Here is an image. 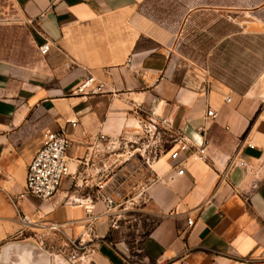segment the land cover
<instances>
[{"label":"crops","instance_id":"crops-1","mask_svg":"<svg viewBox=\"0 0 264 264\" xmlns=\"http://www.w3.org/2000/svg\"><path fill=\"white\" fill-rule=\"evenodd\" d=\"M149 1L12 0L35 52L0 58V264H52L68 239L90 264H264V76L244 89L212 77ZM89 74L105 94H74ZM145 124L174 136L148 167L125 148ZM60 129L70 174L50 199L21 197L44 133ZM180 137L205 159H172ZM132 186L135 209H108Z\"/></svg>","mask_w":264,"mask_h":264},{"label":"rangeland","instance_id":"rangeland-1","mask_svg":"<svg viewBox=\"0 0 264 264\" xmlns=\"http://www.w3.org/2000/svg\"><path fill=\"white\" fill-rule=\"evenodd\" d=\"M159 3L163 9L158 12L162 24L177 35V52L209 71L212 77L244 89L264 76V28L259 29L264 25V0H159ZM13 26H19V23L12 0H0V40L3 34L6 37L10 32L1 29ZM19 40L20 35L17 36ZM2 46L7 49L5 44ZM24 51L30 52L27 45ZM9 52L3 50L0 55L12 57ZM149 127L142 126L138 138L129 140L133 147H125L132 151L126 155L128 158L137 164L144 159L146 167L151 164H147V159L154 155L155 148L160 156V151L174 141L172 133ZM136 149L138 152L134 154ZM144 151H150V154L146 155ZM150 181L149 178L148 183ZM136 196L134 186L126 188L116 208L135 209L136 204L131 203ZM67 243V252L62 241L59 248L49 247L52 264H90L91 249L87 245H83V250H77L69 239ZM54 250L58 255H54Z\"/></svg>","mask_w":264,"mask_h":264},{"label":"built area","instance_id":"built-area-1","mask_svg":"<svg viewBox=\"0 0 264 264\" xmlns=\"http://www.w3.org/2000/svg\"><path fill=\"white\" fill-rule=\"evenodd\" d=\"M50 48L51 45L49 43H45L39 47V51L42 55H46L50 52ZM107 90L106 83L89 74L79 83L76 90L74 91V94L84 97H93L105 94ZM225 101L226 103H230L231 98L227 97ZM207 116L215 118L216 113L212 110H209ZM69 123L73 126L76 125V121L74 120L70 121ZM161 123L165 124L166 121L163 120ZM149 126L151 129V125ZM101 138H103V136ZM177 144L179 147L178 150L171 155L172 159L177 160L181 153L186 154L187 158H193L194 160H203L206 157V145L192 143L189 139L184 137H180L177 140ZM69 146L70 140L63 129H60L59 131L46 130L44 133L43 145L29 164L25 183V191L21 197L30 195L44 201L52 198L58 193L63 180L70 174L69 158L67 156ZM193 148L195 149L194 151ZM155 159V156H149L147 159V164L153 163ZM240 165L243 164L241 163ZM177 175H184V169L179 170ZM102 188L103 185L100 183L99 190H102ZM10 200L12 203H14V199L10 198ZM104 200L108 209L116 207V203L113 199L105 198ZM79 205L82 206L81 203ZM85 208L89 211V207L85 206ZM97 218V216H92L90 223L95 221ZM24 220L26 221V219ZM187 223L189 226L193 225V221L191 219H188ZM114 225H116V223H114ZM69 241L75 246V249L77 250H83L85 248L76 244L75 241Z\"/></svg>","mask_w":264,"mask_h":264},{"label":"trees","instance_id":"trees-1","mask_svg":"<svg viewBox=\"0 0 264 264\" xmlns=\"http://www.w3.org/2000/svg\"><path fill=\"white\" fill-rule=\"evenodd\" d=\"M149 4H151V7L149 9V11L146 12V14L148 16H151V18H153L155 21L161 22L162 20L160 18V14L162 12L163 9H161V3H159V0H150ZM166 28H168L167 26H165ZM1 30L3 31H10L8 36L4 37L5 34L2 35V39L0 40V45H6V48H3V46L1 48V52L3 50H7L9 52V50H11V52H9V54H11L12 57H8V56H3L0 55V58H3L5 60H8L10 62H16V63H22V62H27L28 61V56L33 55V53L35 52V49L31 46V44L29 43V36L27 31L22 27V26H13L10 29L8 28H2ZM20 35V40L17 41V36ZM6 38H10V39H6ZM27 45V47H29L30 52H25L24 48Z\"/></svg>","mask_w":264,"mask_h":264},{"label":"water","instance_id":"water-1","mask_svg":"<svg viewBox=\"0 0 264 264\" xmlns=\"http://www.w3.org/2000/svg\"><path fill=\"white\" fill-rule=\"evenodd\" d=\"M207 233V231H205L203 234H202V237Z\"/></svg>","mask_w":264,"mask_h":264}]
</instances>
